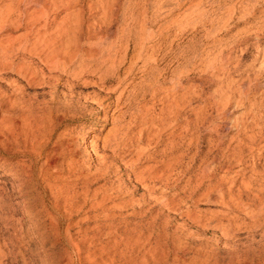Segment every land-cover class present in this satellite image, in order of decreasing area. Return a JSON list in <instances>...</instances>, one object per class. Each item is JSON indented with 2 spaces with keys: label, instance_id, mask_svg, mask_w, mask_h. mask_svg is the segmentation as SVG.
I'll return each instance as SVG.
<instances>
[{
  "label": "bare ground",
  "instance_id": "obj_1",
  "mask_svg": "<svg viewBox=\"0 0 264 264\" xmlns=\"http://www.w3.org/2000/svg\"><path fill=\"white\" fill-rule=\"evenodd\" d=\"M117 2L101 0L97 3L102 5L101 24L106 27L105 30L101 26L98 32V24L87 25L83 17L95 5L85 8L86 0H12L8 6L12 11H22L27 22L24 24L30 28L18 50L27 57L34 56L41 63L40 70L33 69L31 64H15L18 54H15L17 49H13L14 44L1 51L2 58L7 61L3 66L18 75L16 86L24 82L18 91H39V98L43 100L38 111H31L23 118L21 130L30 168L37 172L36 180L42 183L51 178L59 181L65 174L69 180L84 178L88 186L96 177L95 182L108 180L105 166L109 157L105 154L113 153L118 157L116 152L123 147L124 153L135 152L139 160L144 161V164H133L130 171V176L142 183L143 193L132 202L131 199L138 195L136 191L126 192L122 198L124 189L121 183L119 189L110 186L111 189L92 208V211L101 212L96 221L99 224L97 231L103 233L101 236L119 235L120 229L127 225L126 219L133 217L134 213L126 217L118 213L129 206L132 210L144 207L147 197L150 198L147 205L156 203L160 207L157 216L164 217L174 206L186 201L182 197L184 194L191 193L187 200L192 201L198 192H202L201 200L221 208L220 216L232 213L237 219L241 208H255L250 212L251 228L255 225L264 234V170L259 169L264 153V145L259 147L264 143V93L259 91L264 88V49L259 43L256 47L252 44L242 48L241 41L232 44L223 39L233 34L236 27L223 25L217 28L210 41L211 50L206 51L205 45H197L195 51L199 54L183 60L190 67L180 71H171L166 55L158 60L160 52L155 43H136L135 57L146 64L141 71L148 77L147 84L137 86L132 99L123 90L116 98V109L124 104L131 111L119 119L126 124L110 132L104 141V155H100L101 150L95 151L100 166L94 174L89 173L91 167L87 160H77L80 149L74 144L78 139L73 135L76 130H68L64 124L72 120L74 111H83L90 98V94L83 96L79 90L106 89L115 80L119 81L121 66L129 54V39L118 38L109 45H103L101 41L104 33H108L105 24L114 19ZM70 8L76 9L78 14L68 15L66 19L69 21L59 24L53 36L39 38L42 30L49 31L57 26L54 15L57 10ZM37 23L43 29L36 30ZM249 31L242 33L245 40L250 38L245 35ZM252 50L256 55L249 61ZM122 51L124 56L120 57ZM149 51L153 53L144 55ZM160 63L165 64L164 69H152L151 65ZM92 80L99 84L92 83ZM3 97H0L2 101ZM99 97L100 93H97L92 98ZM100 104V117L96 120L103 125L110 119L113 121V116H109L111 106L104 107V100ZM155 106H161L158 112ZM60 129L65 131L53 143ZM90 133V129L85 131L83 144L87 143ZM257 149V155L247 162L246 152ZM115 159L110 161L113 163ZM3 176L19 182L15 171H7ZM63 189L70 195L78 188L66 185ZM84 203L88 202L84 200ZM108 204L113 205L112 217ZM83 208L79 209L83 211ZM19 212L24 218L31 210L25 206ZM66 213L72 214V211L66 210ZM76 217L78 215H70L66 230H63V216L51 220L62 243L72 250L67 253V264H136L134 246L121 249V244L115 241L114 244L101 242L95 256L88 253L87 261L84 260L81 245L71 239ZM80 225L76 223L77 227ZM34 238H37L36 234ZM45 240L39 237L38 243Z\"/></svg>",
  "mask_w": 264,
  "mask_h": 264
},
{
  "label": "rangeland",
  "instance_id": "obj_2",
  "mask_svg": "<svg viewBox=\"0 0 264 264\" xmlns=\"http://www.w3.org/2000/svg\"><path fill=\"white\" fill-rule=\"evenodd\" d=\"M11 1L0 0V94L4 96L3 101L0 98V264H67V253L72 250L62 243L51 220L63 216V230H66L70 215H78L72 223L74 228L71 229V239L75 244L81 245L82 257L86 261L88 253L95 256L94 252L100 248L101 242L114 244L115 241L121 244V249L134 246L136 264H264V234L255 225L251 228L253 223L249 218L251 210L255 208H241L237 219L232 213L226 217L220 216L221 208L212 202L201 200L202 192H198L192 201L187 200L192 196L191 193L184 194L182 197L186 198V201L180 206H174L169 215L164 217L157 216L160 207L156 203L150 202L147 205L150 200L147 197L144 207L132 210L129 206L118 213L122 217L134 213L133 217L126 219L127 225L120 229L119 235L101 236L103 233H99L96 228L99 225L96 221L101 212L92 211V208L94 204L99 203L105 192L111 189L110 186L119 189L121 183L124 189L122 198L126 192L136 191L138 195L131 199L132 202H136L143 193L142 183L130 176V171L133 164H142L144 161L139 160L135 152L124 153L123 147L117 150L118 157L113 156V153L105 154L109 157V162L105 164L110 175L107 174L108 180L95 182L98 179L96 177L89 186L84 178L69 180L66 174L61 175L63 178L59 181L51 178L47 183H42L36 180V169L31 170L25 154L22 120L31 111H38L43 100L39 98V91H18L24 82L16 86L18 75L3 66L7 61L2 58L1 51L14 44L13 49H17L15 54H18L15 64H31L33 69L40 70L41 63L34 56L27 57V54L18 50L26 35L30 33V28L24 24L27 22L22 11L15 12L8 7ZM100 1L86 0L85 8L95 5L83 16L87 25L98 24L97 32L103 26L102 5L97 4ZM56 13L54 15L57 17V26L54 25L49 31L42 30L39 38L53 36L59 24L69 21L66 19L68 15L78 14L73 8L62 11L59 9ZM113 14L114 19L105 24L108 33H104L101 41L103 45H109L118 38L130 40L129 54L121 66L120 79L109 84L106 89H80L81 95L90 94L86 107L83 111H74L72 120L64 124L68 130L75 128L73 135L78 139L74 144L80 149L76 158L88 161L91 175L100 166L94 155L95 151L101 150L100 155H104V141L110 132L126 124L119 119L131 111L124 104L116 109V98L123 90L126 96L132 99L137 93V86L147 84L148 77L141 71L146 64L135 57L136 43H155L160 52L158 60L166 55L171 71L190 67V64L184 63L183 60H190L199 54L195 51L197 45H205L206 51L211 50L210 41L216 35L215 30L223 25L236 27L233 34L224 36L223 39H228L232 44L241 41L242 48L252 44L256 47L259 43L264 49V0H118ZM37 29H43L42 25L37 23ZM246 31H249L245 34L250 37L249 40H245L242 34ZM30 40L31 43L34 42L32 37ZM152 53L149 51L144 55ZM255 55L252 50L249 61ZM123 56L122 51L120 57ZM161 63L151 65L152 69H164L165 64ZM95 82L99 84L97 80H92V83ZM261 89L259 91L264 93V88ZM97 93H100V97L94 100L92 97ZM259 95L260 93L257 97ZM103 100L104 107L111 106L109 116H113V121L110 119L104 125L96 120L100 117V103ZM133 108L136 109L135 106ZM155 108L158 112L161 106ZM87 129H90L91 133L87 143L83 144V135ZM64 131H58L53 143ZM263 145L264 143L259 147ZM258 151L257 149L246 152V161L249 162ZM114 158L116 159L112 163ZM259 169L264 170V153ZM7 171H15L19 182L3 176ZM140 171L141 169L138 170ZM64 185L77 186L78 189L68 195L63 189ZM84 200L88 203L85 204ZM25 206L29 207L31 212L23 218L19 211ZM71 207L74 209L71 210ZM112 207V204L107 206L111 209V217L114 216ZM79 208H83V211ZM66 210L72 211V214H67ZM76 223L81 225L77 227ZM34 234L37 238H34ZM39 237L45 238V242L39 244Z\"/></svg>",
  "mask_w": 264,
  "mask_h": 264
}]
</instances>
